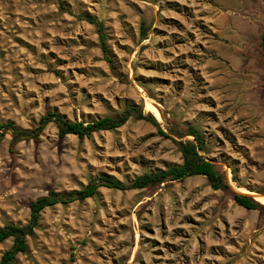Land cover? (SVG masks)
Returning <instances> with one entry per match:
<instances>
[{
  "label": "rangeland",
  "instance_id": "rangeland-1",
  "mask_svg": "<svg viewBox=\"0 0 264 264\" xmlns=\"http://www.w3.org/2000/svg\"><path fill=\"white\" fill-rule=\"evenodd\" d=\"M61 1L0 0V125L30 130L53 112L91 123L138 105L160 126L131 119L80 139L52 123L16 144L7 133L0 226L27 225L30 204L52 190L182 164L177 142L193 137L177 134L189 126L231 189L205 176L101 188L43 210L15 264H264V208L233 198L243 191L264 206V0ZM86 17L104 23L109 57ZM12 246L0 243V261Z\"/></svg>",
  "mask_w": 264,
  "mask_h": 264
},
{
  "label": "trees",
  "instance_id": "trees-1",
  "mask_svg": "<svg viewBox=\"0 0 264 264\" xmlns=\"http://www.w3.org/2000/svg\"><path fill=\"white\" fill-rule=\"evenodd\" d=\"M61 1V0H60ZM64 7L63 2L60 3ZM86 20L97 26L100 33V41L103 52L109 57V49L106 41L104 23L95 17H86ZM142 36L146 35L143 26ZM108 59V58H107ZM110 61V60H109ZM135 119L145 121L153 126L159 127L160 124L151 113L146 114L141 106L131 105L123 112L114 116H107L91 123L70 122L57 113H48L43 116L36 128L30 130H19L14 124L0 125V142L7 133L12 135V143L16 144L22 141L37 140L48 125L54 123L57 125L60 138L69 135L77 136L80 139L90 138L94 133L102 131H114L124 126L129 120ZM159 133L164 137H169L163 130ZM180 139L187 136L193 137V140H181L177 144L182 154V164L175 165L166 170H160L153 173H146L131 183H124L108 175L100 176L91 180L85 187L70 192L50 191L48 196L38 199L30 204L31 218L25 226L8 224L0 226V243L13 239V246L6 251L0 261V264H15L19 254L28 251L27 238L34 235L38 227L40 215L43 210L58 204H70L76 201H84L94 198L101 188L115 189L119 191L142 190L152 185L164 183L166 181H183L193 176H205L210 186L215 191H228L231 186L225 176L220 173L215 165L208 161L203 154L206 152V140L204 133L196 126H189L185 133L177 134ZM233 180L237 181L236 171H233ZM233 194L235 203L239 207L248 210H258L264 208L262 204L255 201L251 195L237 190Z\"/></svg>",
  "mask_w": 264,
  "mask_h": 264
},
{
  "label": "bare ground",
  "instance_id": "bare-ground-1",
  "mask_svg": "<svg viewBox=\"0 0 264 264\" xmlns=\"http://www.w3.org/2000/svg\"><path fill=\"white\" fill-rule=\"evenodd\" d=\"M157 113V115L159 116V113L158 112H156Z\"/></svg>",
  "mask_w": 264,
  "mask_h": 264
},
{
  "label": "water",
  "instance_id": "water-1",
  "mask_svg": "<svg viewBox=\"0 0 264 264\" xmlns=\"http://www.w3.org/2000/svg\"><path fill=\"white\" fill-rule=\"evenodd\" d=\"M255 200V199H254ZM256 201V200H255ZM258 202V201H257ZM260 203V202H259Z\"/></svg>",
  "mask_w": 264,
  "mask_h": 264
}]
</instances>
